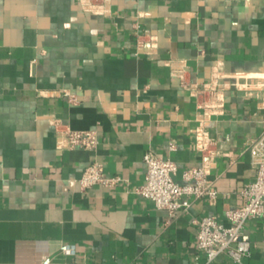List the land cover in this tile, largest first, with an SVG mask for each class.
Returning a JSON list of instances; mask_svg holds the SVG:
<instances>
[{"label":"crops","instance_id":"0c3cea01","mask_svg":"<svg viewBox=\"0 0 264 264\" xmlns=\"http://www.w3.org/2000/svg\"><path fill=\"white\" fill-rule=\"evenodd\" d=\"M110 5L103 17L83 12L78 0H0V264L45 256L52 264H205L192 221L208 215L227 225L225 211L241 205L240 190L253 179L246 149L264 110L229 89L222 114L205 127L225 141L208 176L217 199L170 217L133 193L147 151L172 160L179 183L201 163V111L165 61L183 64L192 83L264 73V0ZM143 33L154 40L153 56L136 49ZM51 119L97 131L99 145L58 149ZM93 162L119 177L117 185L81 189ZM244 232L252 246L241 264H264V219H249ZM59 245L73 246V255ZM210 264L237 263L221 255Z\"/></svg>","mask_w":264,"mask_h":264},{"label":"built area","instance_id":"2783aa9c","mask_svg":"<svg viewBox=\"0 0 264 264\" xmlns=\"http://www.w3.org/2000/svg\"><path fill=\"white\" fill-rule=\"evenodd\" d=\"M83 12L93 16L107 17L110 15V0H78ZM137 51L144 56H153L155 43L153 38L146 34H136ZM169 66L171 76L179 81L201 111L199 126L195 131V147L201 155V163L181 172L179 183L174 177L177 174L176 164L168 159L157 156L151 151L143 155L145 173L143 184L133 189L137 196L152 202L156 209L166 210L170 217L187 209L196 201L208 198L214 202L218 192L208 180L214 159L223 152L224 139L212 137L206 126L211 127L213 118L223 112L224 91L234 89L241 91L245 97L254 99L261 110H264V73L256 75L233 74L228 76L213 75L208 82L192 83L187 79V69L171 60L165 61ZM221 79L224 81L222 82ZM69 103L76 104L75 95L63 91ZM261 124L260 134L251 139L246 151L250 156V165L253 169V179L240 190L241 205L225 211L227 225L219 222L214 216H203L194 219L192 223L197 227L196 249L205 260V264L216 261L224 255L237 264H241L251 250V241L244 229L249 219H264V118L259 117ZM51 126L56 137L58 149H80L94 151L99 145L98 133L95 130H72L64 126L59 120L51 119ZM173 149V145H170ZM120 178L105 176L102 164L93 162L83 170L79 179L81 189L95 185L112 187L117 185ZM61 254L71 256L74 247L59 245ZM40 264H52L50 257L45 256ZM70 264V263H60Z\"/></svg>","mask_w":264,"mask_h":264}]
</instances>
